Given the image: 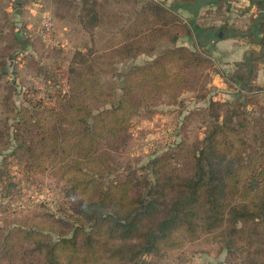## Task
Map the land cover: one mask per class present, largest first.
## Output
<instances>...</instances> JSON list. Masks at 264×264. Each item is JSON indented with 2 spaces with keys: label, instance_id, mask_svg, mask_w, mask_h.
<instances>
[{
  "label": "trees",
  "instance_id": "16d2710c",
  "mask_svg": "<svg viewBox=\"0 0 264 264\" xmlns=\"http://www.w3.org/2000/svg\"><path fill=\"white\" fill-rule=\"evenodd\" d=\"M22 1L15 2L17 9ZM51 1L54 19L78 25L90 42L71 56L59 54L54 68L40 67L30 56L50 104L39 97L32 107H18L15 77L0 82V183L14 157L20 171L57 177L63 205L69 203L72 213L67 208L59 209L60 217L49 215V227L15 223L0 229L3 258L14 261L21 254L23 264H151L148 254L209 237L231 255L246 252L251 264H264V106L252 85L264 55V6L252 29L242 31L197 21L202 8L222 15L228 0ZM229 35L250 37L262 50L233 70L220 68L226 82L248 91L218 100L210 44ZM0 41L1 78L14 74L15 48L24 51L32 43L14 26ZM92 60L107 74L127 76L121 91L100 82ZM185 93L196 101L186 117L202 118V137L189 143L184 133L140 169L126 167L114 153L128 145L132 117L165 101L183 107Z\"/></svg>",
  "mask_w": 264,
  "mask_h": 264
},
{
  "label": "rangeland",
  "instance_id": "374dc122",
  "mask_svg": "<svg viewBox=\"0 0 264 264\" xmlns=\"http://www.w3.org/2000/svg\"><path fill=\"white\" fill-rule=\"evenodd\" d=\"M16 1L0 0V36L9 33L14 26V31H21L30 40L32 47H27L24 51L18 50V47L15 48L17 52L10 66V71H13L14 74L4 75L0 78V82L12 81L15 77L18 93L15 95L14 101L18 107H32V101L39 99V97H43L44 101L50 104L51 100L46 96L43 76L35 70L36 66L31 63L30 56L33 55L39 61L40 67L54 68L59 63L57 61L61 57L59 54L67 57L66 54L69 53L71 56L70 54L74 50L84 48L90 40H88L86 31L83 32V29H80L78 25H70L64 22L54 23L51 16L54 5L51 0H23L22 7L19 9L16 8ZM44 14L50 15L52 18V37L45 33L41 21ZM199 22L205 23L201 19ZM1 43L3 42L0 41ZM166 46L165 44L162 45L157 53ZM60 51L64 53L62 54ZM144 59L145 56H141L134 62H141ZM67 64L68 61H64L63 67H66ZM92 66L97 75L101 77L100 82H113L121 91L126 81V75L118 72L107 74L102 70L101 64L95 60H92ZM120 68L124 69L125 65H121ZM64 88V91L70 90L68 86ZM4 93L5 90L2 88L0 102L2 100L1 95ZM256 94L259 95V98L256 97L259 105L264 106V93ZM183 97L185 99L182 103L183 107L178 104H167L165 101V103L160 102L151 107V112L148 111L132 117L128 124L129 129H127L129 132L128 145L122 146L114 153L120 161L128 163L126 167L131 165L140 169V165L147 163L154 153L170 146L178 136L183 137L184 133H187L189 143L193 142L197 135L202 137V118L194 116L187 119L186 117L187 112L196 107V101L192 100V93H185ZM230 97L228 96L229 99ZM225 99L227 97L220 96L218 100ZM255 110L256 112L261 111L258 105ZM1 117H4L3 111L0 112V119ZM176 129L179 132H176ZM5 154L9 155L10 151H5ZM8 161L10 173L3 174V181L0 183V229L15 223L29 226L39 224L42 227L44 225L49 227L50 224L47 223L50 220L49 215L56 214L60 217L59 209L66 213L67 210L64 209L67 208L68 213H72L69 209V203L63 205V198L58 190L57 177L49 173H43L40 175L41 177L33 176L29 171H20V165L14 157L10 156ZM3 165L0 162V167ZM49 169L52 171L51 164H48L47 171ZM8 182L13 184L6 191L4 185ZM238 244H242V240H239ZM245 248L248 250V246ZM2 251L3 249H0V264H23L20 260L21 254H15L16 257L12 261L4 259ZM245 255L246 252L240 253V251L231 255L230 252L220 249L217 239L204 237L194 242H188L181 248L167 249L159 254H148L145 258L151 264H251Z\"/></svg>",
  "mask_w": 264,
  "mask_h": 264
},
{
  "label": "crops",
  "instance_id": "0c3cea01",
  "mask_svg": "<svg viewBox=\"0 0 264 264\" xmlns=\"http://www.w3.org/2000/svg\"><path fill=\"white\" fill-rule=\"evenodd\" d=\"M162 1V0H157ZM42 2V1H41ZM226 3V10L222 15L206 14V8H202L198 14L197 21L203 20V26L209 25H221L227 23L232 26L233 29H239L247 31L252 29L255 17L258 15V9L260 6H264V0H228ZM44 3H46L44 1ZM41 6V5H40ZM54 23L57 21L54 19L53 13L51 14ZM183 17L188 15L183 14ZM255 27V26H254ZM234 32V31H233ZM210 50L212 52L213 59L219 64L211 73L212 84L218 91V95L215 99H219L220 96L228 97L230 93L241 89L236 83L229 84L224 80L221 69L233 70L236 68V64L242 62L246 56H249L252 51L260 52L262 47L260 44L252 42L250 37L240 36H227L224 39H216L210 44ZM256 63L255 74L253 76L252 85L255 86L258 93H264V55ZM247 88V86H245ZM241 89L242 92L247 93L248 89Z\"/></svg>",
  "mask_w": 264,
  "mask_h": 264
},
{
  "label": "built area",
  "instance_id": "2783aa9c",
  "mask_svg": "<svg viewBox=\"0 0 264 264\" xmlns=\"http://www.w3.org/2000/svg\"><path fill=\"white\" fill-rule=\"evenodd\" d=\"M262 12L264 13V9L262 10ZM41 21L43 23V27H44L46 35L52 37L53 36V22H52V18L50 17V15L44 14Z\"/></svg>",
  "mask_w": 264,
  "mask_h": 264
}]
</instances>
